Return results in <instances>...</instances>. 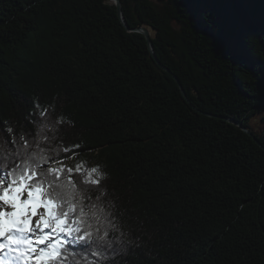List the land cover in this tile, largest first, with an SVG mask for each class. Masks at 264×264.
I'll return each mask as SVG.
<instances>
[{"label":"trees","instance_id":"1","mask_svg":"<svg viewBox=\"0 0 264 264\" xmlns=\"http://www.w3.org/2000/svg\"><path fill=\"white\" fill-rule=\"evenodd\" d=\"M119 2L0 0V172L71 163L116 226L73 264H264V0Z\"/></svg>","mask_w":264,"mask_h":264},{"label":"snow or ice","instance_id":"2","mask_svg":"<svg viewBox=\"0 0 264 264\" xmlns=\"http://www.w3.org/2000/svg\"><path fill=\"white\" fill-rule=\"evenodd\" d=\"M20 159L21 165L7 172L10 179L0 176V264H73V258L82 253L103 258L113 245L108 226L116 228L102 215L106 212L103 204L78 193L73 181L61 182L60 172L73 170L49 166L59 161L39 152ZM89 172L100 175L97 167ZM101 179L89 176L86 183L98 187ZM45 184L50 190H45ZM38 208L44 210L38 212Z\"/></svg>","mask_w":264,"mask_h":264},{"label":"water","instance_id":"3","mask_svg":"<svg viewBox=\"0 0 264 264\" xmlns=\"http://www.w3.org/2000/svg\"><path fill=\"white\" fill-rule=\"evenodd\" d=\"M109 1L113 2V3L116 5V8H117L118 14H119V16H120L122 22L124 23L123 16H122V13H121V4H120L119 0H109ZM127 30H129V29H127ZM135 31H136V32H139V33H141V34H143V36L145 37V39H146V41H147V44L149 45V48H150V50H151V53H152V44H151V39H150V35H149L148 30H147V29H144V28H139V29H136ZM152 55H153V53H152ZM153 57H154V55H153ZM154 58H155V57H154ZM157 63H158V65H160V66H161L166 72L170 73L169 70H168L167 68H164L159 62H157ZM170 74H171V73H170ZM171 76L173 77V79L175 80L176 84L178 85V87H179V89H180V92H181L182 96L185 98V100H186L188 103H190L189 100H188V98H187V96H186V94H185V92H184V90H183V88H182V86H181V84H180V82H179V80H178V78H177L176 76H174L173 74H171ZM227 122H229V123H231V124L237 126V127H238L239 129H241L244 133H246L247 135H249V136H250V137L256 142V144L261 145L260 142L256 139V137H255V136H254L249 130H247L246 128H244L240 123H238L237 121H235V120H233V119H228ZM261 147H262V146H261ZM262 148H263V147H262Z\"/></svg>","mask_w":264,"mask_h":264},{"label":"rangeland","instance_id":"4","mask_svg":"<svg viewBox=\"0 0 264 264\" xmlns=\"http://www.w3.org/2000/svg\"><path fill=\"white\" fill-rule=\"evenodd\" d=\"M254 125H255L254 126L255 131H258V132L264 131V123L261 120H257ZM72 165L76 168L83 169L86 166V162L81 160L79 162L73 163ZM66 166H71V163L68 162L66 164H56V165H53V168L61 169V168L66 167ZM0 176H4V177L10 179V177H7L6 171L0 172ZM43 210H44L43 208L37 209L38 212L43 211ZM34 219H35V217H34ZM47 231H49V230L46 229V232Z\"/></svg>","mask_w":264,"mask_h":264}]
</instances>
